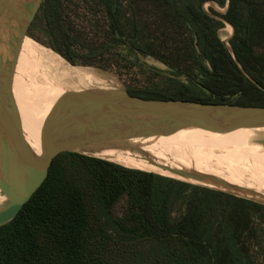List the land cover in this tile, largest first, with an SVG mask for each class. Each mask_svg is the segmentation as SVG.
Listing matches in <instances>:
<instances>
[{
  "label": "trees",
  "instance_id": "trees-1",
  "mask_svg": "<svg viewBox=\"0 0 264 264\" xmlns=\"http://www.w3.org/2000/svg\"><path fill=\"white\" fill-rule=\"evenodd\" d=\"M205 1L228 6L208 13ZM224 21L233 55L219 36ZM36 22L69 64L113 71L133 96L264 106V0H42L27 33ZM137 55L188 83L162 75L159 84L161 71ZM259 257L264 264V203L71 151L52 159L30 199L0 225V264H257Z\"/></svg>",
  "mask_w": 264,
  "mask_h": 264
},
{
  "label": "water",
  "instance_id": "water-1",
  "mask_svg": "<svg viewBox=\"0 0 264 264\" xmlns=\"http://www.w3.org/2000/svg\"><path fill=\"white\" fill-rule=\"evenodd\" d=\"M41 2L0 0V54L2 47H7L8 54L4 68L0 66V138L4 140L0 141V191L7 198L0 208V225L9 222L30 199L59 153L94 156L84 151L106 142L187 129L226 134L236 129L264 128V106L146 99L126 89H90L62 96L45 121L41 154L36 155L11 126V119L16 118L12 83L21 43ZM223 42L233 55L229 44Z\"/></svg>",
  "mask_w": 264,
  "mask_h": 264
},
{
  "label": "bare ground",
  "instance_id": "bare-ground-1",
  "mask_svg": "<svg viewBox=\"0 0 264 264\" xmlns=\"http://www.w3.org/2000/svg\"><path fill=\"white\" fill-rule=\"evenodd\" d=\"M44 51L50 53L51 60L31 63L28 57L24 58L26 55L23 54L24 56L17 58L15 70L29 74H60L71 80L69 87L73 84L84 86L92 82L91 73L87 71V68L67 64L58 54L48 50ZM7 55L0 54L1 61L6 62ZM13 76L16 78L12 83L16 113L38 127L41 135H46L45 121L54 111L64 93L57 98L56 102L46 101L19 80V76L17 77L16 74ZM197 131L194 129L180 130L184 139H171L170 141H163L162 138L155 136L131 137L106 142L101 147L84 152L126 167L155 172L264 201V185H259L260 182L264 184V146L258 148L255 147L258 143H252L259 136L264 135V132L260 133L262 135L256 134L257 131H264V128L236 129L237 134L228 135L237 146L232 150H227L230 146L225 150L206 145L209 142L205 144L203 136ZM1 134L2 132L0 136ZM44 138H42V143ZM214 140L215 138L213 142ZM28 141L26 145L33 153L36 154L33 145L39 150L42 149V145L38 142L29 139Z\"/></svg>",
  "mask_w": 264,
  "mask_h": 264
},
{
  "label": "rangeland",
  "instance_id": "rangeland-1",
  "mask_svg": "<svg viewBox=\"0 0 264 264\" xmlns=\"http://www.w3.org/2000/svg\"><path fill=\"white\" fill-rule=\"evenodd\" d=\"M17 1L25 2L28 0H17ZM75 1H77V0H75ZM210 7L219 13H224L226 10V5L224 7H222L213 1L203 2L202 8L206 12L209 13ZM72 16H73V14H72ZM224 24H225V26L219 31V36L221 39H222L223 32L231 29V26L229 24H226V23H224ZM232 34H233V31H232ZM232 34H231V36H232ZM229 38H228V40H229ZM228 40L225 42L228 43ZM47 41L48 40H47L43 30H42L41 24L36 22L35 26H33L30 29V31L28 33H26V37L23 39V41L21 43L18 57H22V56L26 55V56H24V58L28 57L29 61L31 63H40V62H45V61L47 62L48 60H51L50 53L45 52L44 50H48L49 52H53V53H56V52H54L52 49H50L46 45ZM118 51L121 54L128 56V53L124 47H119ZM259 51L264 53V46L260 47ZM1 52H3V54H5V52H7V47L5 49H3V47H2ZM137 57L139 59V62L144 63L148 67H151V68H154V69L161 71V75L156 76L154 78V80L157 81L159 84H162V82H163L162 77L163 76L176 77L177 79H179L185 83H188L187 78L185 76H181V75L178 76L175 73V71L168 68L163 63H161V62H159V61H157L151 57H144L141 55H137ZM64 62L69 64L66 60H64ZM5 63H6L5 61H0V66H3V68H4ZM83 68H85V67H83ZM87 71L91 73V77H92V82L90 84L84 85V86L73 84L70 87H69V84H70L69 82H71V80L67 79L66 77H63L60 74H38L37 72H35L37 74H29L26 72H20L18 70L17 71L15 70L14 74H16L17 77L19 76L18 79L21 80L24 84H26L28 86V88L31 89L38 97H40L43 100L51 101V102H56L57 98L60 95H62L63 93L67 94L68 92H70V93L74 92L75 93V92L85 91V90H90V89L113 90V89H126L127 88V82H125L123 78L119 77L113 71H104V70H100V69H96V68H89V67L87 68ZM13 80H16V78L14 76H13ZM132 83L134 85H137V86L140 84L141 85L143 84V83H139V82H132ZM12 122L13 123L11 124V126L13 128V132L15 135L20 136L22 139L25 140L26 143L29 142L28 141V139H29V140H34V141H36L42 145V138H44V136L41 135V133H40L41 131L38 127L33 125L26 118L19 116L18 113H16V118H13ZM194 130L197 131V129H194ZM198 131L203 136L202 139H203L204 143L206 144L209 142L206 145H209L210 147L215 146V147H219L222 149L224 148L225 150L229 146L230 147L227 150H232L233 148L234 149L237 148L235 142L231 138H229V136H228L231 133L237 134V131H235V130H231V131L227 132L228 134L226 133V135L218 134V133L217 134L209 133V132H207V131L205 132L203 130H198ZM263 132L264 131H257L256 134L262 135L260 133H263ZM0 137H2V136H0ZM155 137L162 138L161 140H163V141H170L171 139H184V137L180 133V131H177V132H174V133L168 134V135H155ZM214 138L217 141L214 140V142H213ZM206 139H207V141H206ZM1 140H3V138L2 139L0 138V141ZM252 143H258L259 144V145L255 144L256 145L255 147H258V148L260 146L263 147L264 146V135L259 136L258 139L256 141H252ZM33 146L35 148L36 155H40L41 150H39L35 145H33ZM153 173H155V172H153ZM163 176H165V175H163ZM166 177H169V176H166ZM171 178H173V177H171ZM259 185H264V184H261V182H260ZM0 195H3V193L1 191H0ZM242 196H244V195H242ZM255 200L264 202L263 200H258V199H255ZM6 203H7V198L5 197V200L0 202V208H2ZM116 210H117L116 212L119 213V211H120L119 205L116 207ZM260 262H261V258L259 257L256 259V263L261 264Z\"/></svg>",
  "mask_w": 264,
  "mask_h": 264
},
{
  "label": "crops",
  "instance_id": "crops-1",
  "mask_svg": "<svg viewBox=\"0 0 264 264\" xmlns=\"http://www.w3.org/2000/svg\"><path fill=\"white\" fill-rule=\"evenodd\" d=\"M3 200H5V195L4 196L0 195V202L3 201Z\"/></svg>",
  "mask_w": 264,
  "mask_h": 264
},
{
  "label": "flooded vegetation",
  "instance_id": "flooded-vegetation-1",
  "mask_svg": "<svg viewBox=\"0 0 264 264\" xmlns=\"http://www.w3.org/2000/svg\"><path fill=\"white\" fill-rule=\"evenodd\" d=\"M31 25V24H30ZM30 27V26H29Z\"/></svg>",
  "mask_w": 264,
  "mask_h": 264
}]
</instances>
